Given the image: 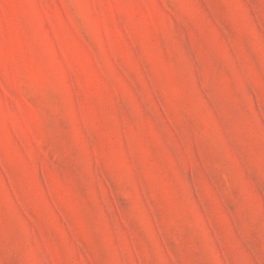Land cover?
<instances>
[{
    "label": "rangeland",
    "instance_id": "374dc122",
    "mask_svg": "<svg viewBox=\"0 0 264 264\" xmlns=\"http://www.w3.org/2000/svg\"><path fill=\"white\" fill-rule=\"evenodd\" d=\"M0 264H264V0H0Z\"/></svg>",
    "mask_w": 264,
    "mask_h": 264
}]
</instances>
